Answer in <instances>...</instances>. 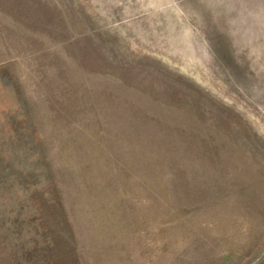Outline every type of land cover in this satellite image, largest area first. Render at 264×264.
I'll return each instance as SVG.
<instances>
[{
    "label": "rangeland",
    "instance_id": "374dc122",
    "mask_svg": "<svg viewBox=\"0 0 264 264\" xmlns=\"http://www.w3.org/2000/svg\"><path fill=\"white\" fill-rule=\"evenodd\" d=\"M0 264H264V0H0Z\"/></svg>",
    "mask_w": 264,
    "mask_h": 264
}]
</instances>
